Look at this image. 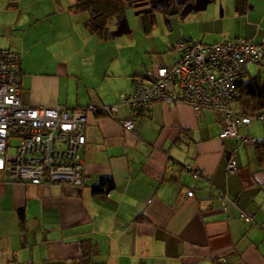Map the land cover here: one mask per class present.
Instances as JSON below:
<instances>
[{
  "label": "crops",
  "instance_id": "obj_1",
  "mask_svg": "<svg viewBox=\"0 0 264 264\" xmlns=\"http://www.w3.org/2000/svg\"><path fill=\"white\" fill-rule=\"evenodd\" d=\"M249 2L235 0L231 17L247 20ZM75 3L0 0V48L22 56L21 102L111 105L117 118L88 115L82 187L0 175V264H79L86 241L96 252L91 264H264V148L223 139V114L198 115L189 104L155 102L134 132L126 131L119 120L130 118L131 109L121 96L134 90V77L166 64L135 62L131 43L121 48L117 37L92 33L85 13L71 8ZM236 34L257 43L264 36L260 27ZM257 76L264 84V56L248 66L247 78ZM238 112L251 115L242 103ZM240 133L264 145V120ZM231 158L234 173L227 170ZM188 166L208 177L194 180ZM103 178L115 188L93 194ZM222 194L234 202L226 211Z\"/></svg>",
  "mask_w": 264,
  "mask_h": 264
},
{
  "label": "built area",
  "instance_id": "obj_2",
  "mask_svg": "<svg viewBox=\"0 0 264 264\" xmlns=\"http://www.w3.org/2000/svg\"><path fill=\"white\" fill-rule=\"evenodd\" d=\"M175 51L177 57L170 64L155 65L144 75L134 77V90L121 96V102L131 109L130 118L119 120L121 126L134 132L136 121L155 102L189 104L198 115L205 109L223 114V139H234L239 147L256 145L258 140L242 135L240 129L263 121L264 115H243L235 104L238 81L248 74L249 65L259 63L264 56V36L259 43L246 38L212 43L182 38ZM22 76L21 54L0 48V175L15 183L82 187L88 115L117 119L115 106L24 105L20 99ZM187 168L194 180L208 177L202 170ZM227 170H237L233 158ZM193 194L187 193L189 197ZM221 199L224 211L234 204L224 194ZM241 218L253 223L249 214L242 212ZM221 261L226 263L225 259Z\"/></svg>",
  "mask_w": 264,
  "mask_h": 264
},
{
  "label": "rangeland",
  "instance_id": "obj_3",
  "mask_svg": "<svg viewBox=\"0 0 264 264\" xmlns=\"http://www.w3.org/2000/svg\"><path fill=\"white\" fill-rule=\"evenodd\" d=\"M249 1L247 20L231 17L237 10L235 0H216L208 9L192 13L183 20L174 21L171 28L160 24L151 30L150 35L146 34L143 27L135 23V18L130 13L128 22L132 24V31L117 37L116 41L121 48H126L127 43H131L130 49L136 55L135 62L144 59L145 67L148 68L160 60L162 62L160 64H167L170 58L177 56L173 49L182 38L211 43L221 38L243 37V34H236L239 29L242 33L245 30L255 33L259 27L264 35V2L262 0ZM84 13L89 19L90 14ZM109 28L111 30L109 35H111L115 28V24L111 21Z\"/></svg>",
  "mask_w": 264,
  "mask_h": 264
},
{
  "label": "trees",
  "instance_id": "obj_4",
  "mask_svg": "<svg viewBox=\"0 0 264 264\" xmlns=\"http://www.w3.org/2000/svg\"><path fill=\"white\" fill-rule=\"evenodd\" d=\"M124 0H76L71 7L74 12H88L90 14L87 26L92 33L108 37L110 33L109 22L124 12ZM239 98L235 104L238 110V103L244 104L250 110V116L256 115L264 110V84L260 77L247 78V75L237 83ZM240 113V112H239ZM242 114V113H241ZM244 115V114H243ZM258 149L264 148L262 142L258 141ZM261 155L263 152L260 153ZM115 188L112 178H103L99 185L93 187L95 195L106 194ZM20 220L24 223L25 217L22 214ZM92 243H84V257L79 264H91L96 253ZM86 245V246H85Z\"/></svg>",
  "mask_w": 264,
  "mask_h": 264
},
{
  "label": "flooded vegetation",
  "instance_id": "obj_5",
  "mask_svg": "<svg viewBox=\"0 0 264 264\" xmlns=\"http://www.w3.org/2000/svg\"><path fill=\"white\" fill-rule=\"evenodd\" d=\"M215 2L216 0H124V12L111 22L115 24V30L123 15L130 19L128 14L131 13L135 18V23L143 27L149 35L151 30L160 24L171 28L174 21L183 20L205 6L208 9ZM129 25L132 28L130 21Z\"/></svg>",
  "mask_w": 264,
  "mask_h": 264
},
{
  "label": "water",
  "instance_id": "obj_6",
  "mask_svg": "<svg viewBox=\"0 0 264 264\" xmlns=\"http://www.w3.org/2000/svg\"><path fill=\"white\" fill-rule=\"evenodd\" d=\"M206 9H207V6H205L204 8L198 9L195 12H197V11H203V10H206ZM131 31L132 30L130 28L128 19H127V17L125 15H123L122 20H120L117 23V28L114 31L111 32V36L112 37H120L122 35H126V34L131 33Z\"/></svg>",
  "mask_w": 264,
  "mask_h": 264
}]
</instances>
